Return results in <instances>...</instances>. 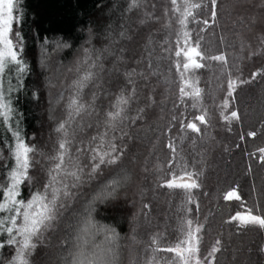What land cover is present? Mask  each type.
<instances>
[{
    "label": "trees",
    "instance_id": "trees-1",
    "mask_svg": "<svg viewBox=\"0 0 264 264\" xmlns=\"http://www.w3.org/2000/svg\"><path fill=\"white\" fill-rule=\"evenodd\" d=\"M132 2L19 0L14 11L21 17V23L13 24V33L19 31L23 37L26 71L6 75L4 95L14 109L13 131L18 130L25 143L36 148L30 179L22 184L20 198L26 201L33 192L42 191L48 180L51 165L47 157L56 153L55 129L65 118L68 85L75 78L69 69L75 68L84 48L102 56V69H97L100 78L84 95L85 102L95 95L96 114L84 117V128L77 131L72 152L81 142L87 144L98 131H104V114L122 92L128 94L135 88L128 117L144 109L135 122L129 119L121 125L124 135L117 143L123 155L115 165L102 166L89 177L91 161L86 154L80 157L86 168L84 182L72 190L74 195L66 201L53 228L34 241L37 247L27 257L29 264H66V241L89 214L98 228L114 229L118 234L120 264H170L174 254H154L152 249L157 245L152 240L155 237L160 248L174 245L182 238L181 219L203 225L201 264L212 259L209 253L217 241L220 250L214 264H264V226L229 222L232 216L248 210L264 217V160L258 152L264 148V0H218L215 23L211 21L210 0H192L204 5L197 19L209 20L207 29L200 33L203 49L209 56L224 54L227 64L207 61L205 68L187 77L193 87L202 89V104L207 110V123L200 125L201 132L188 130L187 135L180 121L202 112L192 107V99L180 100L184 81L176 71L174 52L183 8L174 13L170 0H138V6L130 9ZM202 27L190 22L188 30L195 38ZM253 73L257 75L253 77ZM229 79L236 80L238 86L224 109L221 105ZM231 111H237L239 119L226 120ZM249 132L256 135L248 136ZM115 135L120 137L121 133ZM170 142L182 158L180 162H187L189 171L200 173V187L190 194L192 203L185 190L160 186L172 179ZM9 143L14 145L15 139L7 125L0 123V186H6L14 167ZM172 170L176 182H182V169L173 165ZM117 177L126 179L112 191L109 182ZM232 189L240 200L224 199ZM103 236L98 234L97 242ZM8 239L6 233L0 235V240ZM15 250V245L0 248V264H9Z\"/></svg>",
    "mask_w": 264,
    "mask_h": 264
},
{
    "label": "snow or ice",
    "instance_id": "snow-or-ice-1",
    "mask_svg": "<svg viewBox=\"0 0 264 264\" xmlns=\"http://www.w3.org/2000/svg\"><path fill=\"white\" fill-rule=\"evenodd\" d=\"M19 0H0V123L7 125V130L15 139V144L9 143L7 147L10 149V159L14 162L8 173L6 186H0V235L7 234L9 239L5 242L0 240V248L5 246H16V250L12 255L9 264H29L27 257L31 256L37 244L34 241L39 240L49 229H52L58 218L62 215L66 208V201L74 195L73 189L78 188L82 184L83 176L86 168L82 166L80 157L87 155L91 161L90 172L87 175L91 177L97 174L102 166L115 165L123 155V148L117 141L124 135L121 125L131 119L135 122L139 119L144 111L140 109L137 116L128 117L126 115L130 102L135 96V88L128 94L121 93L116 97L114 103L110 106V110L104 114L102 122L104 131L97 132L92 136L87 144L80 143L72 148L76 141L77 131L84 128V117H91L96 114L95 95L90 101L85 102V90L95 84L100 73L97 69H102V56L97 54L95 50L88 48L83 49V56L77 61L74 69L69 72L75 73V78L68 85L69 95L65 105V118L60 121L55 129L58 134V147L55 155L47 157L48 163L51 165L48 169V180L43 186L42 191L33 192L26 201L21 197V186L26 180L32 167L33 155L36 153L35 146H30L21 138L18 130L13 131L12 117L14 109L7 97L4 95V80L6 75H11L15 70L19 74L26 71V65L23 62V37L19 31L13 33V24L21 23V17L14 15V11L18 8ZM174 7L173 12H180L178 21L180 30L176 33L174 52L175 68L184 83L180 87V100L184 102V98L192 99V107L200 108L202 114L195 116L191 120H181V130L187 135V131L199 134L201 132L200 125L207 123V110L202 104V89L193 87L189 83L187 77L189 74H195L199 69L207 66V61H216L227 64L224 54L209 56L202 47L204 32L209 26V20H198V10L204 7L202 3H194L192 0H182L181 4L177 0H170ZM211 3V21L215 23L217 17L218 0H210ZM138 6V0H133L130 9ZM190 22L203 24L194 38L193 32L188 30ZM123 35V33H121ZM15 37V39L13 38ZM67 47V45H64ZM257 74L253 73V77ZM131 83V79L129 80ZM194 83V82H193ZM245 83V81H239ZM238 86V82L229 79L227 82V97L225 98L222 108L227 109L229 100L233 97ZM192 87L191 91L187 88ZM61 99H64L61 94ZM176 116L172 117L175 121ZM226 120L239 119L237 111H231L230 116H225ZM199 122V124L197 123ZM92 125L89 124L88 127ZM100 124L98 122L97 127ZM120 132L121 136L115 135ZM248 136H255V132H249ZM243 139V137H241ZM168 147L172 150L173 158L168 161L169 170L172 172V179H167L161 187L169 189L180 188L189 193V203L191 200V191L199 188L198 183L200 173L189 171L187 162L181 163L182 158H178L174 145L170 142ZM261 153V159L264 160V148L258 149ZM173 165L176 169H182L180 179L182 182H176V172L173 171ZM195 167V165H193ZM126 177H117L109 182L112 191L120 186ZM225 200H240L236 189H232L224 196ZM147 207V205L145 206ZM198 207V206H197ZM188 209V212H191ZM253 210L246 213H237L230 218V221H240L241 224L256 223L264 226V217L253 215ZM96 229L94 232L93 229ZM203 225L195 222L193 219H181L179 224V232L181 239L177 240L174 245L160 248L159 241L154 237L152 240L153 253L167 252L173 253V259L170 264H201L199 256L201 232ZM103 233V240L97 242L96 236ZM119 236L114 229L106 227L98 228L92 221L90 214L77 228L75 235L66 243L69 244V253L66 258V264H120ZM220 242L217 241L209 253L212 257L207 264H214L215 254L220 250ZM207 260V258H206Z\"/></svg>",
    "mask_w": 264,
    "mask_h": 264
}]
</instances>
